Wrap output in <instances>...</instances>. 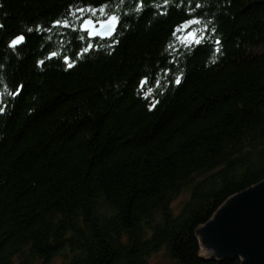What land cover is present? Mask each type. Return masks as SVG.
Segmentation results:
<instances>
[{
	"label": "trees",
	"instance_id": "1",
	"mask_svg": "<svg viewBox=\"0 0 264 264\" xmlns=\"http://www.w3.org/2000/svg\"><path fill=\"white\" fill-rule=\"evenodd\" d=\"M150 2L141 15L137 0H0V92L23 85L0 116V264H151L160 250L241 264L203 256L199 230L264 182V0ZM105 4L127 17L118 44L43 31ZM196 17L217 29L218 55L176 52L173 33ZM88 43L98 50L79 57Z\"/></svg>",
	"mask_w": 264,
	"mask_h": 264
},
{
	"label": "snow or ice",
	"instance_id": "2",
	"mask_svg": "<svg viewBox=\"0 0 264 264\" xmlns=\"http://www.w3.org/2000/svg\"><path fill=\"white\" fill-rule=\"evenodd\" d=\"M115 6L119 8V5L124 3V0H113ZM139 4V8L137 11H141V15H143L142 10H146L148 7H152L150 0H137ZM167 3V0H166ZM202 7L201 4H196V8ZM195 9H193L194 11ZM166 15L167 13H161ZM124 20L125 24L127 23V17L120 16L110 11L109 5L105 4L100 6L99 8H95L91 5L87 7H77L75 11H71L70 19H65L63 21L57 20L49 29L43 30L49 33L52 32L53 29L64 28L71 29L73 32H87L90 39H95L99 36L104 40H113L114 37L118 35V29L123 30L121 27V21ZM195 26H200L199 28ZM4 25L0 24V28H3ZM29 32H32L33 29H29ZM35 31L41 32L43 35V31L41 29H36ZM173 35L177 36V39L180 42L181 48L176 49L177 53H180L181 50H184V54L187 55L188 52L194 50V48L201 46L202 44H210L214 46L215 53L218 55L220 53V44L221 41L217 37V29L215 27H209L208 21L202 20L199 17L192 18L187 20L184 24L178 26L173 33ZM51 39V36L48 37ZM83 39V38H81ZM28 37L25 35H19L15 37L9 44V48L16 50L21 45L26 44ZM120 41L118 39L113 40L114 44H118ZM62 43V42H61ZM174 47L170 45L171 49ZM98 45H93L92 43H88L86 47L78 54L79 57L85 56L87 53L91 52L93 49L98 50ZM58 56L57 52H52L49 55V59ZM41 65L44 64V61L40 62ZM64 63L67 67H74V63L72 57L65 56ZM177 60L173 58L172 64L176 65ZM162 75L167 78L172 75V68H168L166 70L162 69ZM182 81V77H176L174 79L175 85H180ZM148 84V78L145 77L144 80L141 81L140 88L144 89V86ZM156 87H161V81L158 78L156 81ZM6 89V86H5ZM23 91V85L20 86L19 90H13L10 93L8 91L0 92V116L5 115L7 110L14 105L15 98L18 97ZM5 96H7V100H5ZM147 98V97H146ZM159 100H155L154 104H158Z\"/></svg>",
	"mask_w": 264,
	"mask_h": 264
},
{
	"label": "water",
	"instance_id": "3",
	"mask_svg": "<svg viewBox=\"0 0 264 264\" xmlns=\"http://www.w3.org/2000/svg\"><path fill=\"white\" fill-rule=\"evenodd\" d=\"M199 238L206 257L239 256L241 264H264V182L232 197L199 230Z\"/></svg>",
	"mask_w": 264,
	"mask_h": 264
},
{
	"label": "rangeland",
	"instance_id": "4",
	"mask_svg": "<svg viewBox=\"0 0 264 264\" xmlns=\"http://www.w3.org/2000/svg\"><path fill=\"white\" fill-rule=\"evenodd\" d=\"M259 51H264V47L259 49ZM186 196H187L186 194H182L173 202L172 208L175 212L179 210V207L182 205L183 201L187 198ZM150 263L151 264H174L168 259L164 250H160L158 253L153 255ZM52 264H60V261L55 260Z\"/></svg>",
	"mask_w": 264,
	"mask_h": 264
}]
</instances>
